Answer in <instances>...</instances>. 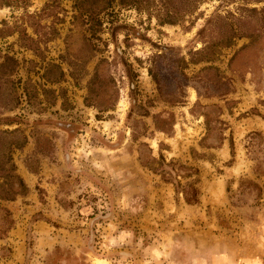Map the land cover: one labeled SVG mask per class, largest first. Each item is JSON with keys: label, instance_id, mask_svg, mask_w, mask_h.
Masks as SVG:
<instances>
[{"label": "rangeland", "instance_id": "obj_1", "mask_svg": "<svg viewBox=\"0 0 264 264\" xmlns=\"http://www.w3.org/2000/svg\"><path fill=\"white\" fill-rule=\"evenodd\" d=\"M11 1L0 264H264V0Z\"/></svg>", "mask_w": 264, "mask_h": 264}, {"label": "trees", "instance_id": "obj_2", "mask_svg": "<svg viewBox=\"0 0 264 264\" xmlns=\"http://www.w3.org/2000/svg\"><path fill=\"white\" fill-rule=\"evenodd\" d=\"M17 4H24L25 6L28 5L30 0H15ZM115 0H97L96 2H93L90 4L89 0H83L78 3V8L80 10V18L84 19V16L87 18V23H97L98 22V13L102 10H107L111 8L114 4ZM120 3L122 5H125L127 3H130V5H136V2H132V0L125 1L120 0ZM13 4L11 0H0V8L4 6H10ZM87 6L88 9H84V7ZM98 10V11H97ZM149 8L147 9V11ZM97 11V12H95ZM190 11L184 12L183 15L190 14ZM176 14L167 13L165 18H160L159 23L161 24H169V25H175L179 22V20L175 19ZM249 145L247 146L248 152L251 156V159L255 161L254 166V173L258 175L259 177H264V135L259 132H252L248 135ZM234 153V152H233ZM191 169V168H187ZM193 169V168H192ZM194 173L197 174V170L194 169ZM188 176H190L188 174ZM241 188L243 189H250L257 193L259 197L264 195V184L263 186H259L258 184H255L251 181L245 180L241 182ZM185 200L190 205H195L199 202V191L197 188H195L194 185L188 184L187 188L184 190Z\"/></svg>", "mask_w": 264, "mask_h": 264}]
</instances>
